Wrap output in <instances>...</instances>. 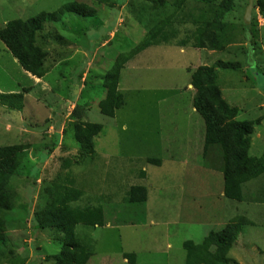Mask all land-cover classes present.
Instances as JSON below:
<instances>
[{"label":"rangeland","instance_id":"374dc122","mask_svg":"<svg viewBox=\"0 0 264 264\" xmlns=\"http://www.w3.org/2000/svg\"><path fill=\"white\" fill-rule=\"evenodd\" d=\"M74 1L96 9L97 17L68 14L46 26L45 77L29 76L0 41V93L24 95L22 111L0 104V148L17 146L23 158L11 180L16 207L4 214L9 245L0 251V264H51L49 257L60 251L56 233L35 230L33 222L48 198L44 190L72 180L83 191L77 205H102L106 211L104 227L77 226L79 237L93 242L95 255L88 264H128L125 254H135L137 264H184L186 241L200 244L211 231L240 217L252 224L243 226L229 254L232 264H264V205L255 200L264 199V177L245 185V202L224 198L221 159L215 150L210 166L204 158L205 123L193 108L189 73L218 61L244 64L237 71L218 69V86L240 109L237 120L261 118L250 156L263 158L264 16L254 10L257 0H236L228 15L236 38L223 52L176 44L141 52L122 73L126 106L114 118L99 111L106 95L103 77L120 55L144 41L147 29L138 9L146 7L155 17L153 0H110L114 8L94 0H0V29ZM166 1L163 19L173 15L178 20L174 4L179 0ZM187 1L190 9L195 0ZM250 3L252 18L246 24ZM174 25L182 38L195 28ZM79 120L104 126L94 139L93 155L72 137ZM36 127L47 128L40 134L28 130ZM148 158L162 165L148 164ZM137 185L148 189L142 209L125 200Z\"/></svg>","mask_w":264,"mask_h":264},{"label":"trees","instance_id":"16d2710c","mask_svg":"<svg viewBox=\"0 0 264 264\" xmlns=\"http://www.w3.org/2000/svg\"><path fill=\"white\" fill-rule=\"evenodd\" d=\"M94 1L111 8L115 7L110 0ZM146 1L151 2V0ZM188 2L179 0L174 4L178 11L176 16L179 18L175 19L177 21L172 19L173 15L163 19L164 10L169 5L166 0L151 2L152 10L157 12L155 17L152 14L150 17V11L146 7L138 9L144 14L141 17L147 34L137 48L120 55L112 69L103 77L106 95L98 106L103 116L114 118L116 113L126 106L125 96L120 91L122 73L129 62L148 48L176 44L180 48L189 46L199 51L223 52L226 46L234 42L236 37L234 28L228 22V15L235 11L236 0H195L190 9L187 7L192 2ZM254 10L264 16V0H257ZM68 14H74L83 19L97 17L96 9L85 3L74 1L52 14L42 12L28 20L18 19L7 23L0 29V41L25 72L41 79L47 73L49 60V53L45 50L48 37L42 35L48 24L60 23ZM175 23L179 25L190 23L195 28L188 30L186 37L182 38ZM111 29L112 27L106 31ZM56 39L62 40L60 36H56ZM243 66L241 62L218 61L211 67L200 66L194 71L188 69L191 75V86L195 92L193 108L205 123L204 158L208 157L206 162L210 166L211 151L215 150L218 153L224 179V198L239 203L246 201L245 185L264 177V157L257 159L250 156L255 127L261 123V118L255 121L237 120L240 109L229 104L224 98L218 86L217 70L237 71V68ZM23 101L24 95L21 93H0V104L6 107L22 111ZM103 129L102 124L83 123L79 120L74 124L72 137L82 151L93 155L95 153L94 139ZM19 152L20 149L17 146L0 148V251L9 245L4 214L16 207L17 195L11 192L13 191L11 180L22 163L23 158ZM148 164L159 167L162 161L148 158ZM141 175L145 177V172L142 171ZM44 193L48 198L44 200L42 210L36 214L33 223L35 230H53L56 233L60 251L49 257V262L51 264H88L95 255L93 242L87 236L79 237L76 229L78 225L85 228L104 227L106 211L103 206L77 205L83 197V191L76 187L73 180L68 181V185L46 188ZM125 200L130 206L142 209L148 201V189L144 186H133ZM255 200L259 205H264V199L258 197ZM248 224L252 223L246 217L236 218L221 230L211 231L200 244L186 241L183 244L186 252L184 264H232L233 260L229 258V254L236 245L243 226ZM10 254L13 255V251ZM1 256L0 253V258ZM123 257L128 264H137L135 254H125Z\"/></svg>","mask_w":264,"mask_h":264},{"label":"water","instance_id":"95a60500","mask_svg":"<svg viewBox=\"0 0 264 264\" xmlns=\"http://www.w3.org/2000/svg\"><path fill=\"white\" fill-rule=\"evenodd\" d=\"M252 8H253V4L250 3L246 15H245V20H246V24H250L251 23V14H252ZM47 127H36V128H29L28 130L31 133H35V134H40L43 133L46 130Z\"/></svg>","mask_w":264,"mask_h":264},{"label":"crops","instance_id":"0c3cea01","mask_svg":"<svg viewBox=\"0 0 264 264\" xmlns=\"http://www.w3.org/2000/svg\"><path fill=\"white\" fill-rule=\"evenodd\" d=\"M107 28V27H106ZM6 51H7V49H6ZM8 52V51H7ZM16 62L18 63V61L16 60ZM19 64V63H18ZM29 76H31V77H33L31 74H29V73H27ZM35 79H38V78H35ZM191 86V85H190ZM191 88H192V86H191ZM80 89V88H79ZM192 90H193V88H192ZM80 93H81V90H80ZM204 146H205V142H204ZM199 148V147H198ZM202 149H204V147L202 148ZM209 160L211 161V158L209 157Z\"/></svg>","mask_w":264,"mask_h":264}]
</instances>
